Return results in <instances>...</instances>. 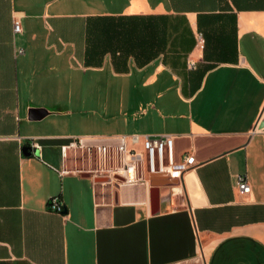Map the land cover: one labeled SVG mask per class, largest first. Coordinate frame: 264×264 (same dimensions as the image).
<instances>
[{"label": "crops", "instance_id": "crops-1", "mask_svg": "<svg viewBox=\"0 0 264 264\" xmlns=\"http://www.w3.org/2000/svg\"><path fill=\"white\" fill-rule=\"evenodd\" d=\"M106 68L150 105L140 135L193 155L180 179L66 172ZM262 119L264 0H0V264H264Z\"/></svg>", "mask_w": 264, "mask_h": 264}, {"label": "built area", "instance_id": "built-area-1", "mask_svg": "<svg viewBox=\"0 0 264 264\" xmlns=\"http://www.w3.org/2000/svg\"><path fill=\"white\" fill-rule=\"evenodd\" d=\"M14 33L20 32L17 19L13 20ZM37 147V146H36ZM71 156L78 165L66 172L87 174L99 184L137 185L146 182V175H168L180 179L195 166V159L185 153L177 159L174 139L170 135H117L106 138L76 137L61 149L64 159ZM65 172V171H64ZM240 193H249L245 177L238 178ZM49 209L62 212L57 197L48 202Z\"/></svg>", "mask_w": 264, "mask_h": 264}, {"label": "rangeland", "instance_id": "rangeland-1", "mask_svg": "<svg viewBox=\"0 0 264 264\" xmlns=\"http://www.w3.org/2000/svg\"><path fill=\"white\" fill-rule=\"evenodd\" d=\"M139 85L135 84L136 90ZM125 87L126 83L113 78L107 68L99 73L85 72L83 104H79L78 113L73 116L79 137L140 135L141 129L148 125L142 118V110L151 108L138 93L126 92ZM69 108L75 109L71 105Z\"/></svg>", "mask_w": 264, "mask_h": 264}, {"label": "water", "instance_id": "water-1", "mask_svg": "<svg viewBox=\"0 0 264 264\" xmlns=\"http://www.w3.org/2000/svg\"><path fill=\"white\" fill-rule=\"evenodd\" d=\"M46 114L47 113L44 110L30 109L28 116L30 120H39L43 118ZM263 127H264V119L260 121L258 128H263ZM22 151L24 155H28V156L33 153V150L30 147H24Z\"/></svg>", "mask_w": 264, "mask_h": 264}]
</instances>
